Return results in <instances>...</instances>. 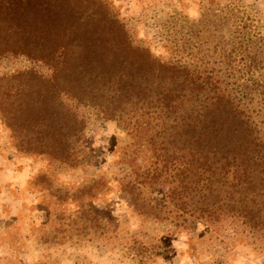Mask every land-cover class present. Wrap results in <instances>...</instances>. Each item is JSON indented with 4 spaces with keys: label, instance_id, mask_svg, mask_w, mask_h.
<instances>
[{
    "label": "trees",
    "instance_id": "obj_1",
    "mask_svg": "<svg viewBox=\"0 0 264 264\" xmlns=\"http://www.w3.org/2000/svg\"><path fill=\"white\" fill-rule=\"evenodd\" d=\"M5 56L45 69L0 78V118L18 151L73 168L87 126L80 106L107 120L126 116L153 160L119 183L131 210L264 237V133L227 85L155 57L104 0H0ZM100 183L85 189L99 192ZM162 189L155 203L150 193Z\"/></svg>",
    "mask_w": 264,
    "mask_h": 264
},
{
    "label": "rangeland",
    "instance_id": "obj_2",
    "mask_svg": "<svg viewBox=\"0 0 264 264\" xmlns=\"http://www.w3.org/2000/svg\"><path fill=\"white\" fill-rule=\"evenodd\" d=\"M104 1L155 57L232 89L264 133V0ZM27 69L45 72L25 57H0V78ZM79 112L87 126L73 168L18 151L0 118V264H264V237L241 226L181 227L131 210L119 183L151 164L150 148L126 116ZM95 182L101 191L85 189Z\"/></svg>",
    "mask_w": 264,
    "mask_h": 264
}]
</instances>
